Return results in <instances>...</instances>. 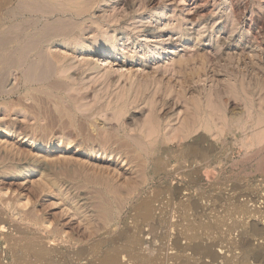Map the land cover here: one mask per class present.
Returning a JSON list of instances; mask_svg holds the SVG:
<instances>
[{
  "label": "rangeland",
  "instance_id": "obj_1",
  "mask_svg": "<svg viewBox=\"0 0 264 264\" xmlns=\"http://www.w3.org/2000/svg\"><path fill=\"white\" fill-rule=\"evenodd\" d=\"M94 1L65 18L64 37H43L52 20L0 27V57L26 42L57 54L49 69L33 54L14 69L0 60L5 235L56 252L27 256L33 264H152L183 247L185 256L217 254L231 223H220L217 187L264 190V171L243 147L264 143V0ZM178 130L187 138L169 139ZM189 195L200 202L185 212ZM80 248L84 260L65 258Z\"/></svg>",
  "mask_w": 264,
  "mask_h": 264
},
{
  "label": "bare ground",
  "instance_id": "obj_2",
  "mask_svg": "<svg viewBox=\"0 0 264 264\" xmlns=\"http://www.w3.org/2000/svg\"><path fill=\"white\" fill-rule=\"evenodd\" d=\"M94 4H95L94 0H81V2L80 3L78 2V4L74 3V2H68V3L62 2L61 0H0V27L3 26V23H5L6 20H8L9 22H12V23L15 22V20H17V21L19 20L20 21L19 26H21V27H24L31 20L37 19L38 22H39V20H45V21L52 20L53 22L51 21L52 22L51 24H53V26L50 28V34L43 35V37L44 36L52 37V38L64 37V36H67V34H68L67 28H66L67 25L64 23L65 18H67V16H68V19H70V20H73L74 18L75 19L81 18V16L84 15L86 12H88L89 9L91 8V6H93ZM38 24H40V23H38ZM42 26H43V24H42ZM38 27H40V26H38ZM10 30H12V31L16 30L17 31V28L15 26H11V27H9L8 31H10ZM42 31H43V29H42ZM31 37H32V35L30 36V38ZM3 39H4V37H3ZM34 41L36 42L35 39H34ZM34 41H32V42H34ZM32 42H31V44H32ZM38 42H39V40H38ZM48 42H49V40H48ZM26 44H29V42L28 43L26 42L24 44V48H22L21 50H19V48L10 49V50L8 49L7 51H5L6 53H3L1 55L0 60H2V58H4V61L7 62L8 64H10L14 69L15 67H18V66L24 67L26 58L28 56H30L31 54H33L34 59L37 61V65H42L47 69L53 67L54 65L57 66V61L55 59V55H57L56 53L54 54L52 52H49L48 56L47 55L45 56L44 52L42 50L38 49V44L33 43L34 44V45H32L33 47L27 46ZM18 46H19V44H18ZM169 51L170 50H168V52ZM30 62H31V60H30ZM34 64H35V62H34ZM30 67H32L31 63H30ZM35 67H36V65H35ZM38 68H40V67H38ZM19 69H21V67ZM26 69H27V67H26ZM25 70H23V71H25ZM31 70H32V68H31ZM43 70L41 69V72L37 75L41 76V77H45L48 72L46 71V69H45V71H43ZM28 71H29L28 75L29 74L32 75V73H30V68ZM22 73H26V72H22ZM18 74H20V73H18ZM59 74H60V72H59ZM24 76H23V78H24ZM51 76H52V74H51ZM30 77H29V79L32 81L33 78L31 77L32 78L31 79ZM1 78H3L2 75H1ZM19 78H21V77H19ZM38 79H39V77L37 78V76H36V80H38ZM24 80H25V78H24ZM27 81H28V79H27ZM40 81H41V78H40ZM49 81H51V80H49ZM5 82H6V80H5ZM5 82H3V83H5ZM31 83H33V82H31ZM35 83L37 84V82H35ZM42 84H43V82H42ZM2 86H3V84H2ZM16 87L18 88V86H16ZM5 93H6V91H5ZM17 94H19V93H17ZM102 126H105V124H102ZM147 126H149V125L147 124ZM152 127L153 126H151L150 129ZM150 129L145 130V131H148V133H149ZM235 129H237V128H235ZM237 131H239V130H237ZM180 132H181L180 130L176 131L175 136L173 138L171 137L172 134L169 132L171 135V136L169 135V137H171L169 139H172V140L177 139L179 142L186 139L188 134L187 133L179 134ZM247 132H245V133H247ZM200 134H202V133H200ZM261 134L262 133L259 134V137H261ZM152 135H153V133H152ZM147 137H148V135H147ZM253 137L254 138L257 137V134L255 132H253ZM259 137H258V139H259ZM130 139H134V138H130ZM188 139L190 140V138H188ZM262 139L263 138H261L260 142L264 141V139H263V141H262ZM219 141H220V139H219ZM134 143H136V142H134ZM185 144H187V142H185ZM149 145H150V143H149ZM243 147H245V149L248 150L251 158H255L257 160V162L255 163L256 164V166H255L256 172L257 171H260V172L264 171L263 167L261 166V162L263 161V159H257V158H261V155L264 153V143H259V144L251 143L249 145L243 144ZM139 151H140V149H139ZM190 152H191V149H190ZM185 155H188V154H185ZM195 156L197 157V155H195ZM180 157H182V156L180 155ZM224 163H225V161L219 162L217 164L218 165L217 167H219L220 171H222L224 169ZM226 170H228V169H226ZM218 176L219 175H217V178H218ZM196 187H198V186H196ZM214 187H215V184H214ZM235 190H236V188H230L229 189L226 186L225 189L223 191H221V189L217 187V209L221 208V207H225L224 208L225 212H223L224 214L222 213V215L220 216V223H225L227 219H230V221H231L230 225L228 224V226L226 225L227 227L225 226L226 227V229L224 230L225 236L222 235L221 241L224 240V242L226 241L225 243H227V244L223 248L220 247L221 248L220 252H217V254H215L214 252L209 251V250L201 251V250L197 249V250H192V254L190 256L189 255L185 256V253H186V250H188L187 249L188 247H186V248L183 247L181 249V253L178 257L174 256L172 258H169V257L165 258L164 256H162V257H164L163 261H158L157 259L152 258L151 259L152 264H169V261L174 262L175 261L174 259H176V261L177 260L179 261L178 264H191V263H189L190 262L189 259L190 260L193 259L194 261H196V263H192V264H264V192H263L264 190L262 189L258 193H253L251 191L252 193H250L249 195H243L241 193H237V192H235ZM226 191H227V194H225ZM185 192H187V191H185ZM241 198H242V200H241ZM199 202H200L199 199H194V198H192V195H189L185 199V201H183L181 203V206H182V208L184 207V209H186L185 212H187L188 210L197 208L199 206ZM6 219H8V218H6ZM7 222H8L7 224H10L9 221H7ZM5 223L6 222L3 219H1V216H0V243L3 242L5 244V247H3V250H5V251L4 252L0 251V264H33L31 261H29V259H27V256L32 255L36 258H42L44 256L49 257L51 254L56 253V252H54V250L46 249L44 247L43 243L39 246H36L32 242H26V243L22 244L19 241H17V242L12 241V239L9 238L8 235H5L7 232ZM229 236H231V237L228 239L227 237H229ZM226 238L228 240H226ZM139 240L140 239H138V236H137V238H133V242H134L135 247L137 245V241H139ZM220 243H221L220 239H219V241L217 240V247L219 246ZM95 245H96V243H95ZM94 251H95V249L92 251V253ZM72 252H74V251H72ZM85 253H87V251H85V249L80 248V250H77L74 253L67 252L66 255H64V256L69 261H73V260L74 261H81V260H84ZM92 255H89V256H92ZM143 256H145V254ZM188 256L191 258H189ZM57 258H58V255H57ZM88 258H90V257H88ZM206 258H208V260H209L207 263L204 261ZM105 259H106L107 264H117V262L119 261V260L117 261V257H110V258L108 257ZM92 262H93V260H92ZM92 262L88 261L87 264H92ZM74 263H77V262H74ZM132 264H136V263L134 261H132Z\"/></svg>",
  "mask_w": 264,
  "mask_h": 264
}]
</instances>
